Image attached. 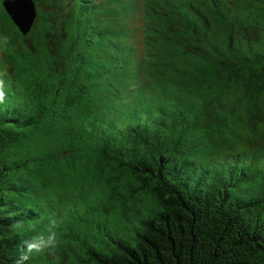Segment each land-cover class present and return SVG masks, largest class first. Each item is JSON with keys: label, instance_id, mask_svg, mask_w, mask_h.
<instances>
[{"label": "trees", "instance_id": "obj_1", "mask_svg": "<svg viewBox=\"0 0 264 264\" xmlns=\"http://www.w3.org/2000/svg\"><path fill=\"white\" fill-rule=\"evenodd\" d=\"M0 0V264H264V0ZM23 223V231L13 227Z\"/></svg>", "mask_w": 264, "mask_h": 264}, {"label": "clouds", "instance_id": "obj_2", "mask_svg": "<svg viewBox=\"0 0 264 264\" xmlns=\"http://www.w3.org/2000/svg\"><path fill=\"white\" fill-rule=\"evenodd\" d=\"M3 92L0 91V101L3 99ZM14 228L23 231V223L15 222ZM62 243L60 223L57 219L49 220L44 230L36 232L28 239L21 240L17 246L18 254L13 260L12 264H27L33 255H47L52 256L58 260L57 251Z\"/></svg>", "mask_w": 264, "mask_h": 264}, {"label": "water", "instance_id": "obj_3", "mask_svg": "<svg viewBox=\"0 0 264 264\" xmlns=\"http://www.w3.org/2000/svg\"><path fill=\"white\" fill-rule=\"evenodd\" d=\"M11 21L22 35H26L35 20L36 8L33 0H1Z\"/></svg>", "mask_w": 264, "mask_h": 264}]
</instances>
